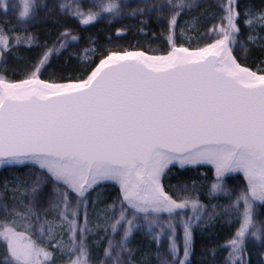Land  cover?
Masks as SVG:
<instances>
[{
    "label": "snow or ice",
    "instance_id": "obj_1",
    "mask_svg": "<svg viewBox=\"0 0 264 264\" xmlns=\"http://www.w3.org/2000/svg\"><path fill=\"white\" fill-rule=\"evenodd\" d=\"M0 13V168L28 169L0 181V264H252L250 241L264 264V3L0 0ZM105 20L165 47L86 49L74 74L49 71L99 44L83 33ZM201 166L206 188L184 176ZM198 232L211 244L197 261Z\"/></svg>",
    "mask_w": 264,
    "mask_h": 264
},
{
    "label": "trees",
    "instance_id": "obj_2",
    "mask_svg": "<svg viewBox=\"0 0 264 264\" xmlns=\"http://www.w3.org/2000/svg\"><path fill=\"white\" fill-rule=\"evenodd\" d=\"M52 0H49V3H51ZM131 2L133 3V5H135L136 0H131ZM203 3L205 4H215L217 2V0H202ZM243 2L245 3H254L255 5H257V7H259L261 5V3H264V0H243ZM0 18H4V14L0 13ZM8 19H12L11 16L8 17ZM136 23L135 20L133 19H126L124 21L121 22V24H117L116 27H120L122 25H134ZM215 23H218V21H215ZM209 27H211V24L208 25ZM52 26L51 25H41L39 29L37 28H33L32 32L33 33H39V43H45V42H49L50 37L48 35V32L45 31V29H50ZM151 28L157 32H162V29H157L156 24L153 22L151 24ZM79 32V29L77 30ZM145 31H147V29H145ZM132 35L127 36L126 38H117L113 36V29L109 23V21L105 20L103 22H100L98 24H96L95 26H89L86 28V31L83 33V35L85 36H91L93 40H99L100 43L99 44H81L78 45L77 47L73 48L74 52H77L78 54V60L74 59L71 66H67L65 65L64 61L67 60V55L64 53H61V55L57 58L54 59L53 61V69H50L49 71L54 70L55 68H64L65 74L67 75H72L75 73L77 66H78V62L80 64H83L85 61L92 59L94 57V53H89L86 51V49H92V48H96L99 49L101 52H103V50L106 47H115V46H124V47H128L130 44L131 45H135L137 42H139L144 48L147 47H151V48H163L165 47L163 38L161 39H154V38H150L147 37L139 32H137L135 29H132ZM194 35V33H192L190 30L186 32V36L185 37H181V39H185V38H191ZM109 37H112L111 41H109ZM21 54L34 59L39 52L41 51V49H39L38 47H33L31 49L25 48V47H21ZM252 54H254L255 56H259V53L256 51L255 48H250L249 50ZM251 63V62H250ZM24 65L16 59H13L11 61V63L8 65L9 68H13V69H19L21 67H23ZM9 75H11L9 73ZM28 169L27 168H19L14 169L13 167H5L2 170H0V181H3L5 179H11L13 177V175H22L23 173H25ZM208 176L209 178L212 175V171L210 169L209 166H201L199 167V169L197 171H188L184 173L185 177H195L198 179L199 183L205 185V188L207 186V184L209 183V181H205L203 179V176ZM173 183H175L176 181L173 180ZM232 181H230L231 183ZM203 189H198V191H202ZM109 192H114L115 189L112 188L111 186L108 189ZM201 200L207 204L208 200L204 199L203 196L200 197ZM221 203H223V201H221ZM217 233H218V242L219 243H226L227 240V236L229 234L230 229L227 227H218L216 229ZM136 241L137 242H143V236L138 234L136 236ZM209 244H211V241H209L206 237V235L202 236L201 233H197V244H196V256L194 257L195 260H199L201 258V250L202 248L207 247ZM249 248L251 250V257H252V264H256L257 261V253L259 251L262 250L261 245L259 244V242H255L253 243L252 241L249 242ZM221 255H226V253H221Z\"/></svg>",
    "mask_w": 264,
    "mask_h": 264
},
{
    "label": "water",
    "instance_id": "obj_3",
    "mask_svg": "<svg viewBox=\"0 0 264 264\" xmlns=\"http://www.w3.org/2000/svg\"><path fill=\"white\" fill-rule=\"evenodd\" d=\"M5 167H8V166H5ZM5 167H3V168H5ZM3 168H0V170H2Z\"/></svg>",
    "mask_w": 264,
    "mask_h": 264
}]
</instances>
